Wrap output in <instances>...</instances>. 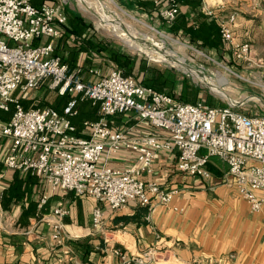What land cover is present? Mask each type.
Returning <instances> with one entry per match:
<instances>
[{
	"label": "built area",
	"instance_id": "built-area-1",
	"mask_svg": "<svg viewBox=\"0 0 264 264\" xmlns=\"http://www.w3.org/2000/svg\"><path fill=\"white\" fill-rule=\"evenodd\" d=\"M151 1L166 23L180 10L178 0ZM66 21L57 1L36 6L30 0H0V109L11 112L8 121L0 119V180L7 171L37 176L48 187L38 198L39 207L61 190L94 197L116 212L131 201L148 208L153 199L169 205L177 189L142 178L160 150L177 153L180 172L205 179L211 176V157L218 156L250 211L263 213L264 228V194L257 193H264V113L247 114L204 100L183 102L143 85L112 61L106 70L99 65L87 71L81 65L71 68L54 55ZM220 31L236 56L247 58L250 44L236 40L230 23L222 21ZM44 86L72 95L62 111L50 105L24 106L21 95L28 97ZM77 96L98 108V119L84 121L86 135L78 134L72 122ZM124 151L133 154V162L112 165L110 159ZM68 214L59 203L42 216L51 227L57 264L76 262L75 251L66 244ZM103 217V208L96 206L94 228ZM110 251L119 258L116 264H175L169 255L158 257L153 247L138 253L120 247Z\"/></svg>",
	"mask_w": 264,
	"mask_h": 264
},
{
	"label": "crops",
	"instance_id": "crops-1",
	"mask_svg": "<svg viewBox=\"0 0 264 264\" xmlns=\"http://www.w3.org/2000/svg\"><path fill=\"white\" fill-rule=\"evenodd\" d=\"M217 2L218 8L212 12L210 0H203L202 10L218 16L216 11L224 10L225 2L214 0L213 3ZM179 6L180 10H185ZM154 20L161 23L156 13ZM108 64L101 68L106 70ZM132 156L130 151H124L112 157L110 163L123 167L133 162ZM178 161L176 152L160 150L151 171L143 173L145 181L177 189V193L169 205L153 199L152 206L147 207V215L139 222L121 219L145 207L134 201L113 212L91 196L61 190L54 194L49 199V212L59 203L69 210L64 220L68 233L66 244L72 247L70 241H73L88 247L83 257L72 247L76 262L70 264H116L119 258L110 251L112 247H120L128 253L152 247L168 249L186 264H264L263 213L250 211L248 202L231 183L227 164L218 156L211 157L208 164L211 176L205 179L180 172ZM5 174L0 180V191L9 186L14 171ZM47 190L45 183L39 180L34 187V198L38 200ZM257 193L264 194L262 190ZM1 198L0 264H57L51 227L42 219L46 213H37L28 225H21L19 219L27 203H13L9 209H4ZM96 206L104 210L103 222L98 228L92 224ZM38 208L41 207L38 205Z\"/></svg>",
	"mask_w": 264,
	"mask_h": 264
},
{
	"label": "trees",
	"instance_id": "trees-1",
	"mask_svg": "<svg viewBox=\"0 0 264 264\" xmlns=\"http://www.w3.org/2000/svg\"><path fill=\"white\" fill-rule=\"evenodd\" d=\"M30 1L36 6L43 2V0ZM49 1L55 2L58 0ZM127 2L128 6L126 7H136L147 16L155 18L156 10L151 0H127ZM178 3L185 7V10H179L171 23L161 20L160 26L166 27V30L172 35L182 36L187 43L196 48H208L217 51L221 55L226 54L232 59L235 58L233 49L222 37L220 31L222 20L219 19V16L208 14L202 10L203 0H178ZM65 11L67 21L63 25L62 35L55 41L54 55L59 56L71 68L81 65L84 71H87L91 66L104 65L112 61L125 74H133L143 85L173 95L183 102L194 103L198 100H204L213 106H226L224 103L204 99L202 89L192 83L188 77L184 76L181 82L178 81V73L174 68L151 65L146 58H139L138 55L131 53L118 42L101 37L93 23L88 22L81 14L69 8ZM97 59L101 60L97 63ZM178 82L181 83L179 91L176 90ZM51 92L46 90V93L43 94L45 96L40 97L39 100L36 99V96L21 95V101L26 108L50 105L62 111L72 95L69 93L59 95L56 92ZM77 98L76 107L78 112L72 117V122L77 128L78 134L86 135L84 121L98 119V108L92 105L89 99H81L79 96ZM245 113L255 114V112ZM10 116L11 112L0 109V119L2 121H8ZM38 183L37 176L30 173L21 176L19 171H14L12 181L3 191L1 204L4 209H9L13 203L21 202L22 205L25 202L27 203L26 206L23 205V211L19 219L21 225H28L30 218L37 216V213L40 215L49 212L50 201L38 208V200L34 198V187ZM147 210V207H143L142 211L121 217V219L125 222L142 221L141 218L147 215ZM70 245L82 257L88 252V247L83 243L70 241Z\"/></svg>",
	"mask_w": 264,
	"mask_h": 264
},
{
	"label": "rangeland",
	"instance_id": "rangeland-1",
	"mask_svg": "<svg viewBox=\"0 0 264 264\" xmlns=\"http://www.w3.org/2000/svg\"><path fill=\"white\" fill-rule=\"evenodd\" d=\"M206 1L209 0H204V2ZM57 2L62 3L64 10L68 8L74 10L88 22L93 23L99 35L104 39L118 42L131 53L138 55L139 58H146L151 65L174 68L178 73V81L180 82L184 76L188 77L192 83L202 89L204 99L232 105L242 112L264 113V103L261 101V99L264 100V0H224V10L216 11L220 20L230 23L235 31L237 41L250 44V53L247 58L238 57L235 54L236 59H232L226 54L221 55L217 51L208 48H196L187 43L182 36L170 34L166 27L156 23L154 18L142 13L136 7H126L128 6L127 0H86L96 11L98 9L97 14L109 15L119 20L121 18V21L127 24V27L135 36L144 39L146 42L150 40L149 43L147 42L148 44L162 43L165 40L169 51L176 57H183L189 65L204 70L207 75L214 78L213 81L221 86L224 96L212 91L210 86L201 78L193 77L189 72H184V70L169 63L152 58L155 53L149 54L130 46L124 40V36L115 32L112 26L103 27L99 17L91 10L86 9L79 0H58ZM213 2L214 0H210L209 4L212 12L219 5L218 2ZM96 62L98 63V61ZM89 77L91 80L95 79L93 75H89ZM180 82L176 86L177 91L180 89ZM46 90L48 89L44 86L33 94L29 93L28 97L35 95L36 99L39 100L40 97L45 96L43 94L46 93ZM226 94L238 103L232 104L225 98L227 97ZM154 249L158 252L160 258L169 255L175 264H186L172 251L166 252L168 249ZM147 250L149 248L145 251ZM160 263L166 264L168 262L160 261Z\"/></svg>",
	"mask_w": 264,
	"mask_h": 264
},
{
	"label": "bare ground",
	"instance_id": "bare-ground-1",
	"mask_svg": "<svg viewBox=\"0 0 264 264\" xmlns=\"http://www.w3.org/2000/svg\"><path fill=\"white\" fill-rule=\"evenodd\" d=\"M80 3H82L84 5V7L86 9H89V11L91 10L92 12H94L97 17H99V20H101L103 27H108V26H112L115 30V32L120 33L121 35L124 36V40L126 41L127 44H129L132 47H136L138 50H142L146 53H155V56L152 58L158 60V61H162V62H166L169 63L172 66L178 67L186 72H189L193 75V77H197V78H201V73L197 70H193L191 69L188 65H187V60L184 59L183 57H176L171 51H169L167 44L165 42V40L162 41V43H156V44H148L145 40L144 41H139L134 33L132 31L129 30V28L127 27L126 23H123L120 18H112L109 15H99L97 14V11L94 9L93 6H91L90 4H88L86 2V0H79ZM101 2V1H99ZM102 7H104L103 4H101ZM94 14V15H95ZM102 14V13H101ZM105 14V13H104ZM127 29H126V28ZM114 32V33H115ZM175 41H178L176 39H174ZM150 42V40H149ZM153 42V41H152ZM214 78L212 77H208V81L207 84L210 86V88L212 89V91H214L217 94H221L224 96V93L221 89V86H219L218 84H216V82L213 81ZM203 80V79H202ZM227 99H229L232 104H236V102L238 103V101L234 100L233 98L229 97L228 94H226Z\"/></svg>",
	"mask_w": 264,
	"mask_h": 264
},
{
	"label": "water",
	"instance_id": "water-1",
	"mask_svg": "<svg viewBox=\"0 0 264 264\" xmlns=\"http://www.w3.org/2000/svg\"><path fill=\"white\" fill-rule=\"evenodd\" d=\"M126 28V27H125ZM127 29V28H126ZM136 37V36H135ZM139 41H144V39H141V38H138V37H136ZM148 42V41H147ZM149 43V42H148ZM187 65L191 68V69H193V70H197V71H199L200 73H201V77H202V79L206 82V81H208V77L210 78L211 76H209V75H207L205 72H204V70H202V69H198V68H195V67H193V66H191V65H189L188 63H187ZM184 72H186V71H184ZM207 83V82H206ZM227 99V98H226ZM229 100V99H228ZM230 101V100H229ZM261 101L264 103V100L263 99H261ZM231 102V101H230ZM232 103V102H231Z\"/></svg>",
	"mask_w": 264,
	"mask_h": 264
}]
</instances>
